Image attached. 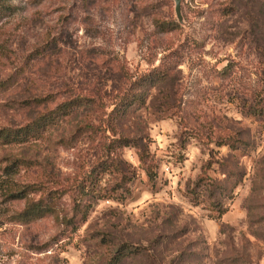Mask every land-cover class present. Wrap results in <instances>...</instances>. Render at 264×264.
Listing matches in <instances>:
<instances>
[{
    "label": "rangeland",
    "instance_id": "rangeland-1",
    "mask_svg": "<svg viewBox=\"0 0 264 264\" xmlns=\"http://www.w3.org/2000/svg\"><path fill=\"white\" fill-rule=\"evenodd\" d=\"M7 4L0 264H264V0Z\"/></svg>",
    "mask_w": 264,
    "mask_h": 264
},
{
    "label": "trees",
    "instance_id": "trees-1",
    "mask_svg": "<svg viewBox=\"0 0 264 264\" xmlns=\"http://www.w3.org/2000/svg\"><path fill=\"white\" fill-rule=\"evenodd\" d=\"M10 0H0V13L9 8L10 6L7 4ZM160 27H168L172 28L173 25L168 22L161 21L157 23ZM67 104H64L65 107ZM57 111L52 110L51 112L40 115L37 119L29 123L28 125L11 128L4 127L0 129V142L4 144H12V143H23L28 142L31 139H37L41 131H44L46 127L51 123L52 119H54V115ZM52 118V119H51ZM12 168V167H11ZM9 175L13 174V172L7 173ZM38 190V186L34 184L30 185H20L13 180L12 177L6 176L0 177V191L1 195L6 200H16L25 198L28 192ZM49 204H43L39 202H31L27 203L25 209L20 213L21 217L32 218L34 216H45L47 213L51 212L52 209ZM122 253L119 252V255L115 257V259H121Z\"/></svg>",
    "mask_w": 264,
    "mask_h": 264
},
{
    "label": "water",
    "instance_id": "water-1",
    "mask_svg": "<svg viewBox=\"0 0 264 264\" xmlns=\"http://www.w3.org/2000/svg\"><path fill=\"white\" fill-rule=\"evenodd\" d=\"M176 1V12L179 21H182V14H181V0H175Z\"/></svg>",
    "mask_w": 264,
    "mask_h": 264
}]
</instances>
